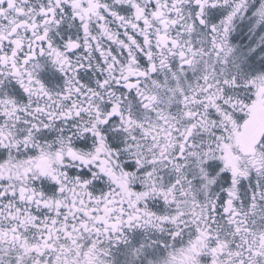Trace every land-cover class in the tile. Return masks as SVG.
<instances>
[{"label":"snow or ice","instance_id":"6c2138e0","mask_svg":"<svg viewBox=\"0 0 264 264\" xmlns=\"http://www.w3.org/2000/svg\"><path fill=\"white\" fill-rule=\"evenodd\" d=\"M0 264H264V0H0Z\"/></svg>","mask_w":264,"mask_h":264}]
</instances>
